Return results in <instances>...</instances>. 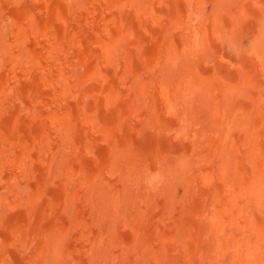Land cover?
<instances>
[{
    "label": "bare ground",
    "instance_id": "6f19581e",
    "mask_svg": "<svg viewBox=\"0 0 264 264\" xmlns=\"http://www.w3.org/2000/svg\"><path fill=\"white\" fill-rule=\"evenodd\" d=\"M7 4L0 264H264V0Z\"/></svg>",
    "mask_w": 264,
    "mask_h": 264
},
{
    "label": "rangeland",
    "instance_id": "374dc122",
    "mask_svg": "<svg viewBox=\"0 0 264 264\" xmlns=\"http://www.w3.org/2000/svg\"><path fill=\"white\" fill-rule=\"evenodd\" d=\"M1 1H2L3 3H2ZM4 1H5V2H4ZM6 1H8V0H0V6H2V7H0V12H1L0 15L3 14V13L5 12V10H4L5 8H4V7H6V6L8 5L7 3H9L10 0H9L8 2H6ZM41 2H42V0H40V1L37 0V3H41ZM3 6H4V7H3ZM10 23H12V21H10ZM11 25H13V24H10V25H8V26L10 27ZM34 32H35V31H34ZM34 32H33V33H34ZM0 40H1V37H0ZM0 50H1V51H0V53H1V54H0V56H1V57H0V72H1V73H0V78L2 79V80H1V79H0V80H1V82H2V81H3L2 75H4L3 72L6 73L8 70H11V68H10V66H9V64H8V63L11 62V60H10V58H9L10 55H8V54L5 53V48H4V49H3V48H2V49L0 48ZM6 51H7V49H6ZM9 52H10V51H9ZM4 53H5V54H4ZM7 55H8V56H7ZM3 56H4V57H3ZM3 58L6 60V62H5V60H4ZM7 58H8V59H7ZM11 59H12V57H11ZM1 60H2V61H1ZM36 62H37V61H36ZM31 63H32V62H31ZM3 64H5V65L7 66V68L5 67L6 70L3 69ZM22 66H23V64H22L21 62H18V61H17V64H16V70H22V69H21ZM1 67H2V68H1ZM20 67H21V68H20ZM3 70H4V71H3ZM7 73H8V72H7Z\"/></svg>",
    "mask_w": 264,
    "mask_h": 264
},
{
    "label": "clouds",
    "instance_id": "9594fccd",
    "mask_svg": "<svg viewBox=\"0 0 264 264\" xmlns=\"http://www.w3.org/2000/svg\"><path fill=\"white\" fill-rule=\"evenodd\" d=\"M158 179H159V176H157V175L149 176L148 179H147V183H148L149 185H152V184L155 183Z\"/></svg>",
    "mask_w": 264,
    "mask_h": 264
}]
</instances>
